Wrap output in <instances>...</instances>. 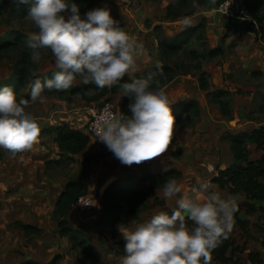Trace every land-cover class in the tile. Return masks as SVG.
I'll return each instance as SVG.
<instances>
[{
    "label": "rangeland",
    "instance_id": "rangeland-1",
    "mask_svg": "<svg viewBox=\"0 0 264 264\" xmlns=\"http://www.w3.org/2000/svg\"><path fill=\"white\" fill-rule=\"evenodd\" d=\"M92 2L109 10L112 18L117 21L116 26L121 27L137 43L143 45L144 54L138 61L139 70L127 76L128 78L131 80L146 78L149 74H153L154 77L160 64L169 65L170 75L160 85L166 88L168 98L172 102L170 106L175 117L174 133L177 130L183 134L186 132L187 141L198 140L195 133L199 132L198 126H201L200 121L196 119L199 113L193 114V106L189 111L181 113L182 104L188 100H195L201 112L206 111L213 117L217 115L225 118L227 122L239 113L242 106H249L243 113L245 117L252 119L247 126L264 124V70L257 67L255 69L252 62L255 53L260 58L263 55L264 32L241 31L232 34L226 29L225 18L214 9L216 0H187L177 7L182 13L173 19L164 16V6L168 2L174 3L175 0H92ZM79 10L81 17L86 18V13L91 9ZM27 14L24 4L17 5L11 3V0H0V87L10 86L18 101L22 98L30 101V86L35 80L30 79V75L43 82L51 78L57 70L49 50L42 51L39 62H33L30 53L27 64L29 79L24 84L17 82L13 65L18 56L17 50L20 48L12 44H16L18 39L27 42L28 35L36 31L33 24L25 18ZM185 17H190L193 25L201 18H204V22L184 41L177 52H164V47L159 45L160 42H167L176 32L185 28L183 23ZM214 48H218V51L210 54L209 50ZM201 72L206 80L205 89L198 85ZM80 81L81 77L77 76L76 83L71 89L67 91L45 89L43 102L30 101L26 111L40 128L38 142L31 151L13 157L0 147V264H93L66 236L58 233L57 218L53 213L54 200L69 178L79 176L85 180L86 193L91 194L92 203L90 207L81 211L75 210L71 205L64 217L97 255L98 253L103 255L102 259L99 258L102 264L109 262L111 264L117 259L115 255H118V258L119 254L124 255L125 244H122L119 229L115 231L114 227L96 225L94 221L92 223L82 221L83 226L72 223L79 219V215L96 211L101 183L105 179L116 180L119 183L122 188L119 192L121 213L126 212L132 218L136 217L138 210L155 207L146 201V190L157 187L151 185L152 173L144 172L147 168L146 162L144 166L124 165L112 152L103 153L104 150H108L106 145L89 138L87 134L82 150L73 153L63 151L55 159L45 158L52 155L48 148L50 142L48 135L55 131V126L66 124L71 128L82 129L87 105H95L109 94L108 92L99 94L100 89L93 84L85 85ZM212 95L224 101L227 113L223 114L220 111L218 104L210 99ZM111 97L115 102H119L121 98L119 92L113 93ZM232 134L226 130L220 137L228 141ZM209 140L210 133L204 137V141ZM176 144V137L173 136L165 157L174 159L178 156L180 149L175 146ZM247 147L250 155L256 154L253 146L247 144ZM197 173L200 178L210 180L208 173L204 171ZM176 177L175 181L182 186L185 180ZM199 177L196 179L192 176L198 182ZM132 188L146 190L142 195L136 193L130 196L128 192ZM161 195L163 196V190ZM156 199L157 195L153 200ZM162 200H165L164 197ZM171 212L172 210L168 211L169 214ZM15 220L34 225L38 230L24 232L14 224ZM140 222L134 221V225L148 221ZM103 230L107 231L106 236ZM263 231L251 226L248 233L259 238ZM114 235L117 237L114 238ZM230 236L235 241V238Z\"/></svg>",
    "mask_w": 264,
    "mask_h": 264
},
{
    "label": "clouds",
    "instance_id": "clouds-1",
    "mask_svg": "<svg viewBox=\"0 0 264 264\" xmlns=\"http://www.w3.org/2000/svg\"><path fill=\"white\" fill-rule=\"evenodd\" d=\"M31 5L27 16L36 31L28 35L31 59L39 62L49 50L57 69L51 78L35 79L30 101L43 102L45 89L67 91L81 77V83L97 89L119 86L121 96L130 98V116L105 115L98 121L97 139L122 164L131 166L164 154L173 139L175 117L166 88L152 74L121 83L139 70L144 54L136 42L112 18L109 10L96 8L82 18L71 0H11ZM183 23L192 27L185 17ZM30 101L19 99L10 86L0 87V147L13 157L31 151L38 142L40 128L26 111ZM21 155V159H22ZM210 185L201 183L194 192L208 193ZM183 188L169 180L163 188L165 200L181 194ZM235 199H224L217 192L198 196L180 195L171 214L160 211L134 229L120 226L125 241L121 264H211L212 252L234 228ZM190 220L194 227L186 224Z\"/></svg>",
    "mask_w": 264,
    "mask_h": 264
},
{
    "label": "trees",
    "instance_id": "trees-1",
    "mask_svg": "<svg viewBox=\"0 0 264 264\" xmlns=\"http://www.w3.org/2000/svg\"><path fill=\"white\" fill-rule=\"evenodd\" d=\"M187 0H175L174 3L168 2L164 6V16L168 19H173L180 15L182 12L178 10L179 5L186 3ZM71 2L77 4L79 9H96L103 8L100 5L92 2V0H71ZM247 8V16L245 18L228 17L226 19V29L230 30L232 34H237L241 31H252L254 33L264 32L263 18H264V0H244ZM26 12H29L31 5H26ZM105 9V8H103ZM107 10V9H106ZM189 12V11H188ZM204 18H201L199 22L192 27H185L176 32L167 42H160V46L164 47V52H177L181 48L186 39L195 31L197 27L202 25ZM17 39V38H16ZM19 47L17 50V58L13 65V71L15 72L17 82L24 84L29 78L37 79L33 75H28L27 64L29 63L31 49L27 47V42L16 40V44H12ZM218 51V48L210 49L209 53L213 54ZM169 65L160 64L157 72L154 76L155 80H158L160 84L165 82L169 77ZM153 75V74H152ZM29 76V78H28ZM131 82V79L125 76L121 83ZM198 85L200 88H206V80L203 78V72L200 73L198 78ZM108 92L109 94L104 98L111 97L113 93H120V110L123 115L130 116L131 112L129 104L131 100L129 97L121 96V89L119 86L112 88L100 89V93ZM214 100L220 111L224 114L228 111L225 108L224 101L220 98L212 95L210 98ZM193 106V114L197 115L199 110L197 108V102L195 100H188L181 106V113L189 111ZM54 141L58 149L67 152H76L82 150L87 140V135L81 130L71 128L66 124H60L55 126ZM247 142L254 143L255 148L264 147V124L252 127L248 130H240L233 133L228 138V146L232 154V160L228 165L223 168H217L216 173L211 178V182L216 183L220 188H226L228 192H242L244 194V200L237 203L238 210L241 208L246 213H251L258 209L260 214L258 219L260 222L254 224L260 230H264V206L256 207L253 200L264 199V151L255 158L248 157V149L246 147ZM109 150H104L103 153H108ZM136 165L144 166V162ZM146 173V169L144 170ZM148 173V172H147ZM179 170L174 167H168L160 173H152L153 177L151 185L164 187L165 183L171 180L173 177L179 175ZM87 185L82 177L76 176L69 178L63 184V188L60 190L58 196L54 200L53 213L56 216V224L58 227V233L64 235L70 241L73 246L78 247L79 252L83 254L93 264H102L99 261V257L94 249L80 236L75 228L64 217L67 210L73 205L76 197L79 194L86 193ZM122 188L116 180H112L106 188L101 192L98 204L96 206V218L94 223L96 225H104L108 228H112L114 223L118 220L119 214L122 211V204L119 200V192ZM144 190H129V195L143 193ZM237 211L234 213V223L240 228L244 229L246 220L240 219L236 216ZM188 223V222H186ZM14 224L22 229L24 232L37 231L38 228L34 225L15 220ZM260 249L264 254V231L258 240ZM243 246L236 244L234 239L229 235L227 239L212 252V261L217 264H245L239 262L234 253L236 251H242ZM247 260L252 264H260L261 256L256 250L249 249L246 252Z\"/></svg>",
    "mask_w": 264,
    "mask_h": 264
},
{
    "label": "crops",
    "instance_id": "crops-1",
    "mask_svg": "<svg viewBox=\"0 0 264 264\" xmlns=\"http://www.w3.org/2000/svg\"><path fill=\"white\" fill-rule=\"evenodd\" d=\"M263 55L261 58L258 56V54H254L253 61L254 68L256 67L258 69L264 70V50L262 51ZM249 100L250 97H248ZM248 100V101H249ZM120 103V101H119ZM249 106H242L241 110L239 111L238 114H236L232 119H230L228 122L226 121L225 118L218 117L217 115H214V117L210 114L207 113L206 111L201 112L199 110V116H197L196 119L200 121V127L198 126L199 132L197 131L196 137L198 138L197 141L191 142L187 141V134L186 132L179 133L180 131H176L174 133V137H176L177 144L175 146L180 149L178 151V156L175 157L174 159L167 158L165 157V153L160 155L157 158H154L150 161H146V171L148 173H160L164 169L168 167H174L177 170H179V175L178 177H182V180H185V182L182 185L183 191L180 195L183 194H188L190 196H198L200 201H203L205 196L210 192H217L221 195L222 198L224 199H235L237 203H240L244 200V194L242 192H228L226 188H220L216 183L211 182V178L213 177L214 173L216 172L217 168H223L226 165L230 163L232 160V154L228 146V141L225 139H222L220 137L221 133H225V131H229V133H235L240 130H248L252 127L258 126V125H253V126H247L248 122L251 120L248 117H245L243 114ZM244 109V110H243ZM45 116V115H44ZM219 122V123H217ZM225 123V124H224ZM71 127V126H70ZM78 129V128H76ZM82 131V129H79ZM55 132V131H54ZM51 133L48 135L50 138L49 142V149H50V154L49 156H46V159H55L60 156V154L63 152V150L58 149L55 141H54V134ZM210 133V140L208 142L204 141V137ZM193 135H191L192 137ZM247 144H250L253 146L254 150H256V154L250 155L249 153V148L247 147ZM246 147L248 149V157L249 158H255L259 154H261L264 151L263 148H255L254 143L252 142H247ZM174 146V147H175ZM174 147L172 149H174ZM106 157V156H105ZM45 159V160H46ZM171 159V162H170ZM105 161V160H104ZM204 171L208 173L209 178H200L199 174L197 172ZM205 173V174H206ZM193 177L198 179L200 178L199 182L198 180H194ZM177 178V177H176ZM192 178V179H191ZM202 179V180H201ZM171 180H175L173 177ZM208 180V181H205ZM208 183L210 185V188L208 189V193H199V192H194V189L199 188V184L201 183ZM146 190V189H143ZM160 191V192H155V191ZM162 190L163 187H152L150 190H146V201L148 204L153 205L155 207L146 209V210H138L136 217L132 218L131 215L128 213H121L119 214L118 220L114 223V229L115 231H118L120 226H125L128 229H134L137 225H134V221L137 222H143V221H149L148 219H151L152 216L157 214L160 211H171L173 208L176 207V199L179 198V196L173 198L172 200H162ZM159 193V194H158ZM157 195V199L153 200L154 197ZM256 207L258 206H264V199L262 200H253L252 201ZM151 207V206H150ZM142 211L143 214H142ZM96 212V211H95ZM92 212L91 214L85 213L82 215H79L78 220L72 221L74 224H80L83 226L82 221H87L88 223H92V221L95 220L96 218V213ZM260 214V211L258 209L254 210L251 213H246L243 211V209H239L236 213V216L239 217L240 219L246 220V225L244 229L240 228L238 225L234 223V228L232 232L229 235H232L235 238V243L239 244L244 247L242 251H236L234 253V257L238 259L239 262L245 263V264H252L250 263L247 258H246V252L249 249L256 250L260 253L261 256V263L264 264V254L262 250L259 247L258 240L260 239L258 237H254L253 235H250L248 231H250V227L254 226V224L257 222L258 223V215ZM147 215V216H143ZM235 221V218H234ZM140 222V223H141ZM186 223L189 228L194 227L192 222L190 220H187L186 218ZM146 223V222H144ZM119 226V227H118ZM97 227V226H96ZM117 227V228H116ZM104 231V235L106 236L107 231ZM109 236L111 237L110 233H108ZM116 235H114L115 238ZM117 237V236H116ZM122 238V244H125V241ZM113 239V237L111 238ZM96 247V246H95ZM99 255V258L102 259L103 255ZM116 261L112 262L111 264H121L120 258H122L121 254L115 255ZM118 260V261H117ZM110 264V262H109ZM211 264H217L216 262L212 261Z\"/></svg>",
    "mask_w": 264,
    "mask_h": 264
},
{
    "label": "built area",
    "instance_id": "built-area-1",
    "mask_svg": "<svg viewBox=\"0 0 264 264\" xmlns=\"http://www.w3.org/2000/svg\"><path fill=\"white\" fill-rule=\"evenodd\" d=\"M215 11L225 20L232 16L237 18H245L247 16V8L244 0H216ZM120 103L115 102L113 97L102 98L95 105H87L85 112V120L82 132L87 134L89 138L99 141L96 135L98 121L102 120L105 115L119 116ZM92 196L90 193L79 194L73 206L75 210L81 211L90 207Z\"/></svg>",
    "mask_w": 264,
    "mask_h": 264
},
{
    "label": "water",
    "instance_id": "water-1",
    "mask_svg": "<svg viewBox=\"0 0 264 264\" xmlns=\"http://www.w3.org/2000/svg\"><path fill=\"white\" fill-rule=\"evenodd\" d=\"M111 182L110 179H105L101 185L99 186V190L103 192V190L106 188V186Z\"/></svg>",
    "mask_w": 264,
    "mask_h": 264
}]
</instances>
